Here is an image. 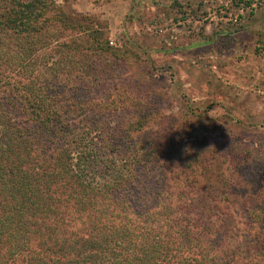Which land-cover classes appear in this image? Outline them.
<instances>
[{
	"label": "trees",
	"instance_id": "trees-1",
	"mask_svg": "<svg viewBox=\"0 0 264 264\" xmlns=\"http://www.w3.org/2000/svg\"><path fill=\"white\" fill-rule=\"evenodd\" d=\"M128 53L57 0H0V264H264V193L228 207L213 149L187 159L202 140L116 79Z\"/></svg>",
	"mask_w": 264,
	"mask_h": 264
},
{
	"label": "rangeland",
	"instance_id": "rangeland-1",
	"mask_svg": "<svg viewBox=\"0 0 264 264\" xmlns=\"http://www.w3.org/2000/svg\"><path fill=\"white\" fill-rule=\"evenodd\" d=\"M57 1L68 12L102 20L110 45L129 50L130 63L118 67L116 79L140 77L139 97L147 93L151 107L169 118L180 116L181 128L166 120L168 139L180 131L184 143L186 137L202 140V148L186 147L187 159L213 149L222 163L216 174L224 178L227 172L234 179L219 188L235 195L228 207L243 213L259 205L256 197L264 193V0H252L257 6L242 14L238 0ZM100 62L109 67L112 60ZM114 116L113 125L128 120L125 113ZM168 151L166 158L181 163ZM249 226L241 227L251 232Z\"/></svg>",
	"mask_w": 264,
	"mask_h": 264
},
{
	"label": "built area",
	"instance_id": "built-area-1",
	"mask_svg": "<svg viewBox=\"0 0 264 264\" xmlns=\"http://www.w3.org/2000/svg\"><path fill=\"white\" fill-rule=\"evenodd\" d=\"M262 3V2H260ZM238 4L240 5L241 14L243 13L244 9L247 8H255L257 5L256 1L252 0H238Z\"/></svg>",
	"mask_w": 264,
	"mask_h": 264
}]
</instances>
